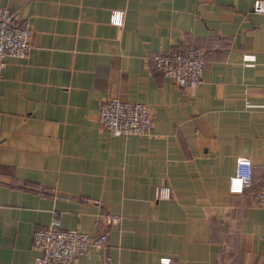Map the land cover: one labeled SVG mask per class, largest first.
<instances>
[{
	"label": "crops",
	"instance_id": "obj_1",
	"mask_svg": "<svg viewBox=\"0 0 264 264\" xmlns=\"http://www.w3.org/2000/svg\"><path fill=\"white\" fill-rule=\"evenodd\" d=\"M252 1L0 0L32 30L28 57L0 71V264H32L52 209L63 229L105 234L74 264H264L251 199L264 188V14ZM190 44L204 69L180 88L150 55ZM111 96L144 102L149 134L109 136L96 107ZM237 157L250 161L240 195L227 189ZM164 185L170 197L155 199Z\"/></svg>",
	"mask_w": 264,
	"mask_h": 264
},
{
	"label": "built area",
	"instance_id": "obj_2",
	"mask_svg": "<svg viewBox=\"0 0 264 264\" xmlns=\"http://www.w3.org/2000/svg\"><path fill=\"white\" fill-rule=\"evenodd\" d=\"M253 13L264 14V0H253L250 7ZM121 11L111 12V23L120 25ZM32 30L28 21L20 20L17 11L0 6V71L6 57L25 59L31 45ZM202 50L195 44L167 52L150 55L153 68L180 88L195 87L201 81L204 69ZM96 121L109 136H146L152 125L149 107L141 101L122 100L111 96L99 100L96 107ZM250 187V161L247 157H237L233 173L228 177L227 189L232 194H242ZM155 199H168V186H159ZM254 205L264 207V188L251 195ZM96 203V201H93ZM61 212L50 211L48 223L36 228L31 235V248L35 252L32 264H74L88 249L101 248L105 234L90 235L78 229H63L60 226ZM107 222L113 225L117 217L109 216ZM160 263L167 264L169 258L161 257ZM112 264V263H105Z\"/></svg>",
	"mask_w": 264,
	"mask_h": 264
}]
</instances>
